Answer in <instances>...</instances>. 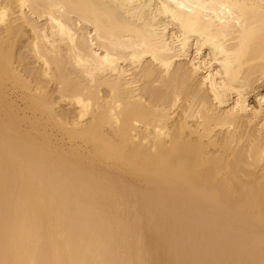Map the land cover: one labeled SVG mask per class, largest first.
Returning a JSON list of instances; mask_svg holds the SVG:
<instances>
[{
  "label": "bare ground",
  "instance_id": "bare-ground-1",
  "mask_svg": "<svg viewBox=\"0 0 264 264\" xmlns=\"http://www.w3.org/2000/svg\"><path fill=\"white\" fill-rule=\"evenodd\" d=\"M0 264H264V0H0Z\"/></svg>",
  "mask_w": 264,
  "mask_h": 264
}]
</instances>
